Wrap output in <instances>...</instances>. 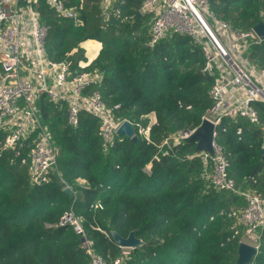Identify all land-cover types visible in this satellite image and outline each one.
<instances>
[{"label": "trees", "instance_id": "obj_1", "mask_svg": "<svg viewBox=\"0 0 264 264\" xmlns=\"http://www.w3.org/2000/svg\"><path fill=\"white\" fill-rule=\"evenodd\" d=\"M100 2L65 0L77 12L66 18L48 0H40L41 22L49 26L48 55L70 61L73 74L99 72V80L85 92L98 90L108 106L120 104L116 118L146 124L147 115L155 112L152 142L141 134L134 140L117 133L104 148L97 117L82 111L73 126L67 102L50 101L41 93L38 117L57 148V167L47 182L36 185L30 162L0 147V264H90L83 237L72 226L46 227L70 208L84 217L92 251L108 261L122 251L111 231L127 236L135 230L144 244L131 249L124 264H236L246 228L235 226L232 213L246 205L244 196L213 186L211 162L195 155V143L181 140L160 147L179 130L198 127L212 105L208 91L214 78L202 71L201 45L171 32L147 46L152 15H136L143 0H112L106 11ZM210 10L239 29L264 21V0H211ZM91 38L102 48L82 67L80 44ZM74 49L78 56H69ZM247 54L264 67V40L251 44ZM256 107L264 118V105ZM241 122L224 119L216 140L224 147L238 191L264 193V130L246 122L237 133ZM3 134L0 129V138ZM235 229L241 233L234 235ZM250 264H264V227Z\"/></svg>", "mask_w": 264, "mask_h": 264}, {"label": "built area", "instance_id": "obj_2", "mask_svg": "<svg viewBox=\"0 0 264 264\" xmlns=\"http://www.w3.org/2000/svg\"><path fill=\"white\" fill-rule=\"evenodd\" d=\"M48 2L62 17L77 15L76 8L67 6L65 0ZM101 2L106 11L112 0ZM39 6L40 0H25L24 3L0 0V129L4 133L0 147L13 150L22 163L30 162L36 185L47 182L57 167V148L38 117L37 99L41 93H46L50 101L67 102L68 122L73 126H78L82 111L97 117L104 148L113 143L119 126L127 120L116 118L114 110L120 104L108 106L98 90L90 94L85 92L90 84L99 80V72L83 70L73 74L70 61L55 60L48 55L49 26L41 22ZM210 7L211 0H143L139 10L141 15H152L148 46H154L171 32L185 34L201 45L205 55L202 71L214 78L208 91L212 105L202 117V121L207 118L214 123V153L203 151L195 155L201 156L206 164L211 162L209 178L217 190L244 196L246 205L232 213L235 226L241 224L246 228L239 242L245 241L259 248L264 227V193L238 191L236 180L229 174L230 161L216 137L224 119L242 121L237 126V133L243 132L246 122L264 130V118L256 107L258 103L264 105V67L252 62L247 54L249 46L261 39L253 27L236 28L232 22L218 18ZM131 122L137 134L152 142L150 128L157 121ZM193 130H179L165 138L160 147L180 142ZM145 170L151 171V163ZM68 225L82 235L91 255L90 264H124L131 254L132 248L121 247V255L108 261L94 253L91 241L86 237L84 217L76 214L73 208L64 211L58 222L47 223L46 227ZM237 233L241 232L235 229L234 235Z\"/></svg>", "mask_w": 264, "mask_h": 264}, {"label": "water", "instance_id": "obj_3", "mask_svg": "<svg viewBox=\"0 0 264 264\" xmlns=\"http://www.w3.org/2000/svg\"><path fill=\"white\" fill-rule=\"evenodd\" d=\"M25 0H21L24 3ZM101 8L104 7L103 2L100 3ZM136 15H141V11L138 10ZM254 32L261 40H264V21L261 20L253 26ZM148 46V45H147ZM214 123L209 119H204L201 124L196 127L189 136L183 138L184 142L195 143L194 153H200L208 151L213 155V140H214ZM117 133L120 135H126L134 140L138 139L136 128L130 120H124L119 126ZM69 195H72L70 187L65 188ZM111 235L113 239L120 247L135 248L144 244V240L141 237L136 236V231L131 230L127 236H122L118 231L112 230ZM237 259L236 264H250L255 258L258 248L248 242L240 241L237 247Z\"/></svg>", "mask_w": 264, "mask_h": 264}, {"label": "crops", "instance_id": "obj_4", "mask_svg": "<svg viewBox=\"0 0 264 264\" xmlns=\"http://www.w3.org/2000/svg\"><path fill=\"white\" fill-rule=\"evenodd\" d=\"M90 40V41H89ZM85 44V45H84ZM81 47L84 49V55L85 58H81L79 61L81 63V66H88L99 54L101 48H102V42L97 39H88L84 42H82ZM88 45V46H87ZM92 45V46H91ZM90 48V49H89ZM90 50V51H89ZM75 49L72 51V55ZM89 52V53H88ZM147 121L149 122H155L157 121V116L155 112H152L147 115ZM147 122V123H148Z\"/></svg>", "mask_w": 264, "mask_h": 264}, {"label": "rangeland", "instance_id": "obj_5", "mask_svg": "<svg viewBox=\"0 0 264 264\" xmlns=\"http://www.w3.org/2000/svg\"><path fill=\"white\" fill-rule=\"evenodd\" d=\"M263 14H264V13H263ZM78 54H79V52H78L77 50H75V51L73 52V56H74V57H77Z\"/></svg>", "mask_w": 264, "mask_h": 264}, {"label": "bare ground", "instance_id": "obj_6", "mask_svg": "<svg viewBox=\"0 0 264 264\" xmlns=\"http://www.w3.org/2000/svg\"><path fill=\"white\" fill-rule=\"evenodd\" d=\"M90 41V40H89ZM85 45V44H84ZM88 46V45H87ZM92 46V45H91ZM90 49V48H89ZM90 51V50H89ZM89 53V52H88Z\"/></svg>", "mask_w": 264, "mask_h": 264}]
</instances>
